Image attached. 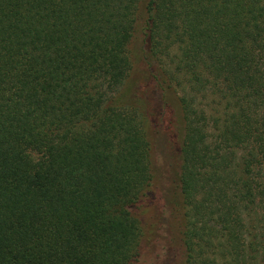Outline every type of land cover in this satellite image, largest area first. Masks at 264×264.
<instances>
[{"label": "trees", "instance_id": "1", "mask_svg": "<svg viewBox=\"0 0 264 264\" xmlns=\"http://www.w3.org/2000/svg\"><path fill=\"white\" fill-rule=\"evenodd\" d=\"M0 264H264V0H0Z\"/></svg>", "mask_w": 264, "mask_h": 264}, {"label": "rangeland", "instance_id": "2", "mask_svg": "<svg viewBox=\"0 0 264 264\" xmlns=\"http://www.w3.org/2000/svg\"><path fill=\"white\" fill-rule=\"evenodd\" d=\"M133 70H135V69H133ZM129 87H130V84L127 85V88H129ZM169 161H171V160L166 155L165 156L164 155L162 156V154L159 153V152H156L153 155V166L157 170H159L160 167L163 166L164 162L166 163V162H169ZM175 222L179 223L178 216H176Z\"/></svg>", "mask_w": 264, "mask_h": 264}]
</instances>
